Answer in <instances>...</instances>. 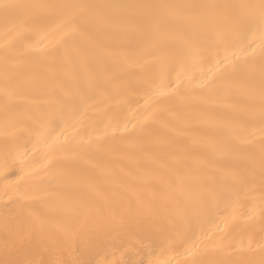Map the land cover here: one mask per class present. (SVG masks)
I'll list each match as a JSON object with an SVG mask.
<instances>
[{
	"label": "bare ground",
	"instance_id": "obj_1",
	"mask_svg": "<svg viewBox=\"0 0 264 264\" xmlns=\"http://www.w3.org/2000/svg\"><path fill=\"white\" fill-rule=\"evenodd\" d=\"M2 2L0 264H264L261 0Z\"/></svg>",
	"mask_w": 264,
	"mask_h": 264
},
{
	"label": "snow or ice",
	"instance_id": "obj_2",
	"mask_svg": "<svg viewBox=\"0 0 264 264\" xmlns=\"http://www.w3.org/2000/svg\"><path fill=\"white\" fill-rule=\"evenodd\" d=\"M22 7H29L25 5H18L12 3H4L0 0V10H3L5 16L7 17L8 13L13 9H18ZM31 7H40V8H49V9H57L63 7H73L84 10L85 12L95 9L97 7H108V8H142L147 10H157V9H191L196 10L203 7H210L204 5H105V6H95V5H36ZM260 8V16L261 21L264 23V0H261ZM77 18L70 17L66 20L61 21L56 27L49 33L44 36V39H48V36L53 35L55 32H60L62 30L63 34L55 41L56 44H61L64 40V37L70 36L74 31L77 30ZM66 29V30H65ZM7 59V57H6ZM5 80L6 87L9 83V76L7 72V65H5ZM260 120H261V131L264 133V78H262L261 84V94H260ZM249 161V178L254 180L257 176V171L259 173V179L262 185H264V135L261 136V143L259 148V168L256 166V157L254 153H250L245 157ZM9 264H37L36 261L33 260H19L15 262H9ZM39 264H44V262H39Z\"/></svg>",
	"mask_w": 264,
	"mask_h": 264
}]
</instances>
